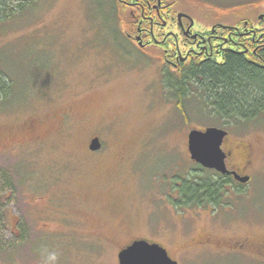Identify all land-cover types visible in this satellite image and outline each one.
<instances>
[{
    "label": "rangeland",
    "instance_id": "1",
    "mask_svg": "<svg viewBox=\"0 0 264 264\" xmlns=\"http://www.w3.org/2000/svg\"><path fill=\"white\" fill-rule=\"evenodd\" d=\"M167 1L192 10L201 28L243 20L217 6L251 1L255 24L264 11V0ZM136 19L115 0H31L0 22V71L12 83L0 96V170L13 185L0 203V264H118V248L139 237L160 241L180 264H253L194 243H264V115L218 126L192 100L185 119L161 60L126 39ZM209 126L229 131V165L250 182L223 197L230 205L176 206L178 175L196 165L188 134Z\"/></svg>",
    "mask_w": 264,
    "mask_h": 264
},
{
    "label": "trees",
    "instance_id": "2",
    "mask_svg": "<svg viewBox=\"0 0 264 264\" xmlns=\"http://www.w3.org/2000/svg\"><path fill=\"white\" fill-rule=\"evenodd\" d=\"M29 1L31 0H0V22L20 16ZM202 2L208 4L210 1ZM212 3H210L212 6H216ZM236 6L237 8L233 9ZM254 7L253 2L246 1L230 4L227 7L230 11L223 6H217L216 9L223 11L222 13L242 12L244 14L242 19L248 20L249 26L255 28L258 24L252 21L251 16L248 17ZM248 46L250 57L253 58L250 41ZM250 57L247 59L242 53L232 51L228 54L225 64L220 65L207 60L194 61L185 67L182 74L165 72L163 84L185 119L188 118L187 110L193 100L203 106L200 111H203L205 116L214 117L213 120L218 126L238 125L239 120H253L264 115V62L254 63L250 61ZM261 57L264 61V50ZM11 84V79L0 71V96H4L11 89ZM9 176V173L0 170V203L8 198V194L2 192L13 188ZM178 177L181 185L177 184L175 187L180 189L179 195L182 200L177 201L176 206L221 205L223 197L230 193L231 189H236L232 177L215 169L205 168L199 163H196L192 171ZM11 229L12 227L9 228ZM17 229L26 232L22 226H18ZM15 239L20 241L22 237Z\"/></svg>",
    "mask_w": 264,
    "mask_h": 264
},
{
    "label": "flooded vegetation",
    "instance_id": "3",
    "mask_svg": "<svg viewBox=\"0 0 264 264\" xmlns=\"http://www.w3.org/2000/svg\"><path fill=\"white\" fill-rule=\"evenodd\" d=\"M115 1L123 6L131 8L133 13H136V33L132 34L125 32L126 39L136 45L139 49L144 50L145 52H152L161 60L162 68L164 67L162 70V82L165 72L182 74L185 67L190 66L194 61L207 60L220 65L225 64L228 60V54L232 51L242 53L247 59H249L248 41H250L252 45V54H254L253 58L250 57V61L254 63L257 61L264 62L261 57L262 51L264 50V17H259L262 12L257 14L258 25L255 28L250 27L249 21L246 19L235 21H222L219 19L214 23L205 25L201 28L199 27L200 23L198 22V19L191 12L192 10L173 11V9H171V4L168 3L167 0ZM249 38L251 39L249 40ZM228 135L225 137L222 145L226 152L227 167L229 170L235 171L242 176L249 175L244 173L242 169L240 170L236 164L235 167L229 165V159L234 152L225 149V142ZM94 137H92L91 140ZM97 151L99 150H91L92 153H98ZM240 151L241 152L239 153L243 160L248 161L251 153L247 152L246 149H241ZM225 175H228L235 180L237 192H241V187L250 182V180L248 182L238 181L232 173ZM238 188L240 190H237ZM176 199L177 201L182 200L181 197L180 199ZM231 203L232 202H228L227 204L222 203L220 206L223 207L225 205H230ZM194 207L201 208V206L198 205ZM141 238L143 237L132 239L125 245L119 247L118 254L134 240ZM147 240L161 244L167 249L169 255L177 260L171 255L169 249L163 243L157 240ZM194 246L199 249L211 248L218 253L228 254L227 251L245 253L248 257L255 258L252 262L253 264H264L263 242L256 245L250 239L245 238L218 243L213 236L204 235V237L195 240ZM213 250L212 252H214Z\"/></svg>",
    "mask_w": 264,
    "mask_h": 264
},
{
    "label": "water",
    "instance_id": "4",
    "mask_svg": "<svg viewBox=\"0 0 264 264\" xmlns=\"http://www.w3.org/2000/svg\"><path fill=\"white\" fill-rule=\"evenodd\" d=\"M259 17H264V11ZM228 134L227 129L218 126L192 129L188 134V149L191 159L205 168L215 169L222 174L232 173L238 181L248 182L249 175L242 176L227 167L226 152L222 145ZM101 146L99 137H94L91 140V150H98ZM118 257L119 264H179L169 255L165 247L145 238L134 240L119 252Z\"/></svg>",
    "mask_w": 264,
    "mask_h": 264
},
{
    "label": "clouds",
    "instance_id": "5",
    "mask_svg": "<svg viewBox=\"0 0 264 264\" xmlns=\"http://www.w3.org/2000/svg\"><path fill=\"white\" fill-rule=\"evenodd\" d=\"M51 258H52V259H55V255H53Z\"/></svg>",
    "mask_w": 264,
    "mask_h": 264
}]
</instances>
